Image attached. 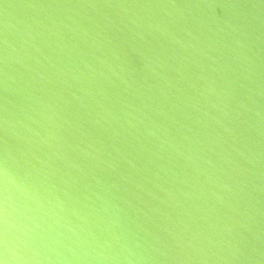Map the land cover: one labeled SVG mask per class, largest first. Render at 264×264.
I'll use <instances>...</instances> for the list:
<instances>
[{
  "label": "water",
  "instance_id": "obj_1",
  "mask_svg": "<svg viewBox=\"0 0 264 264\" xmlns=\"http://www.w3.org/2000/svg\"><path fill=\"white\" fill-rule=\"evenodd\" d=\"M206 0H0V260L206 264Z\"/></svg>",
  "mask_w": 264,
  "mask_h": 264
},
{
  "label": "snow or ice",
  "instance_id": "obj_2",
  "mask_svg": "<svg viewBox=\"0 0 264 264\" xmlns=\"http://www.w3.org/2000/svg\"><path fill=\"white\" fill-rule=\"evenodd\" d=\"M0 264H3V261L2 260H0Z\"/></svg>",
  "mask_w": 264,
  "mask_h": 264
},
{
  "label": "clouds",
  "instance_id": "obj_3",
  "mask_svg": "<svg viewBox=\"0 0 264 264\" xmlns=\"http://www.w3.org/2000/svg\"><path fill=\"white\" fill-rule=\"evenodd\" d=\"M3 264H4V262H3Z\"/></svg>",
  "mask_w": 264,
  "mask_h": 264
}]
</instances>
